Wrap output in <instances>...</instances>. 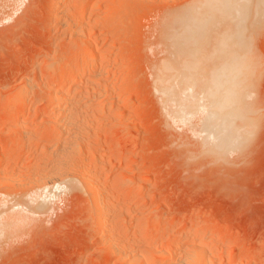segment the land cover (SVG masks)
Masks as SVG:
<instances>
[{
    "label": "rangeland",
    "instance_id": "374dc122",
    "mask_svg": "<svg viewBox=\"0 0 264 264\" xmlns=\"http://www.w3.org/2000/svg\"><path fill=\"white\" fill-rule=\"evenodd\" d=\"M201 2L86 0L66 10L60 0H0V264H264V0H239L220 19L216 41L231 42L241 62L244 102L253 112L243 146L204 149L207 137L215 140L204 100L189 90L205 109L180 115L177 106L162 108L153 89L169 53L170 21ZM87 41L108 54L95 59L99 79L54 76L64 66L73 72ZM57 85L67 99L51 109ZM22 91L30 97L16 102ZM87 151L95 182L109 196V239L124 245L126 261L98 231L94 193L81 180ZM41 194L46 208L32 206L30 197ZM12 213L23 220L5 231ZM172 245L178 251L170 260Z\"/></svg>",
    "mask_w": 264,
    "mask_h": 264
},
{
    "label": "bare ground",
    "instance_id": "6f19581e",
    "mask_svg": "<svg viewBox=\"0 0 264 264\" xmlns=\"http://www.w3.org/2000/svg\"><path fill=\"white\" fill-rule=\"evenodd\" d=\"M64 1L65 2H63V0L62 1L60 0V2H62L61 5H63V3H64V5H65L64 9L70 10L71 9V8L69 9L70 4L73 3V5H74L75 3L76 4L81 3L83 5V3H85L86 0H64ZM238 3H239V0H202V2L200 3V5L198 7L195 8L193 6V8L191 7L189 10H186L185 13L182 14L181 16H179L178 18L172 19L170 21V23L168 22L169 23V27H168L169 29L167 28V30H168L167 34H165V33L164 34H165V37L167 38V42L169 45V53H168L166 60H164L163 62H160L159 66L157 67L155 79L152 83L155 87L153 89H155L156 92H158V100L162 104L161 107L162 108H174L175 106H177L178 108H175V110L177 109L176 112H174V110L172 112L180 114V115L184 114L185 113L184 110H187V109H188L187 111H189V112L191 111L193 113H195L196 111H199V109L201 110L200 105L198 103L199 102L198 97H196L197 95L199 97H201L200 101H201V99L204 100L203 102H205V106H203V104H202V106L207 108L208 112L207 111L206 112L209 113V115L207 116L208 117L207 121H205V126H208L211 129L212 133L215 136V140L213 139L214 141H208L209 139L212 138L211 135L209 134L210 136L209 135L208 136L210 138L207 137L208 140L205 143H203V146H204V149H206V150H209L212 148V149H215L216 151H218L219 153H224L226 151L228 152L230 149L236 150L237 148H240L241 146H243V144H245V142H247V139H248V136L246 134L245 129L249 127V125L252 123V120H253V114H252L253 112L251 113L248 110V108L245 106V102H244V85L241 82V78H242L241 65H240L241 62H240L239 58H237L235 55H233L234 51L232 49L231 42H228L227 40L223 43H222V41L216 42L220 37V31H219L220 19L222 20L223 16L225 14H227L228 12H230L234 8V6H237ZM82 5H80V6H82ZM85 5H86V3H85ZM78 6H79V4H78ZM71 7H72V5H71ZM75 8L76 7H74V13L76 12ZM81 8L82 7H80V9ZM66 10H64L65 13H67ZM110 11L112 12L111 9H110ZM85 12L86 11L84 10V8H82V10L79 12V15L83 16ZM89 12H92V11H89ZM65 13H63V15ZM82 16H80V17L82 18ZM77 17H79V16H77ZM73 19L75 20V15H74ZM73 19L71 20V22L73 21ZM168 21H169V18H168ZM165 23L166 22H164V24ZM165 28H166V26H165ZM79 31H80V29H79ZM79 31L76 30L77 34L81 35V33ZM161 31H163V30H161ZM79 38H81V37H79ZM82 40H84V38ZM87 40H90V39L88 38ZM92 42L94 43V39L92 40ZM92 42L89 43V41H87V43L90 44L89 46H87L88 47L87 49H83V50L78 49L77 50V52H78L76 55L77 60H76V65L74 66V68H72L73 72L69 71L70 74H67V72H66L67 70L65 69V66H64L62 68L60 67L59 69L53 71V75L57 76V77H62L63 80H64V76L68 77L69 79H73L74 77L77 78L78 76L83 77V75L89 79V82L91 80H96V78H98V76L95 77L97 74V68L94 67L95 59L98 56H100L102 58V60L108 59V54L106 52L102 53V54L100 52H98L97 51L98 48L96 46L97 42L95 41L96 42L94 44L95 47H94ZM163 47H165V46H163ZM74 50L76 51V49H74ZM75 51H73V52L75 53ZM99 53H100V55H99ZM66 66L68 69L69 68L68 65H66ZM70 66H72V65H70ZM82 68L84 69L83 74L81 72L83 70ZM51 74H52V72H51ZM60 80H61V78H60ZM71 82H73V81H71ZM75 82H76V80H75ZM100 82H101V80H100ZM92 83H93V81H92ZM189 90H195L196 93L195 92H193V93L195 95L196 94L197 95L196 96H193V94L190 95ZM186 91L189 92V96L187 95L186 97H184L183 94H185ZM27 93L28 92H26V91L20 92L19 94H17L14 97L15 101L19 102V103L26 102L28 100V98L30 97V96H28ZM66 94L64 91V87H60V85L57 88H55L54 90L52 89L50 91V94L48 97L49 99L47 101L48 107L51 109H57L58 106L60 107L59 102L61 103L63 100L66 101L65 100V99H67ZM78 96H79V94H78ZM71 101H73V100H71ZM9 102H11V101L9 100ZM63 104H65V103H63ZM64 106H61V108L62 107L64 108ZM71 106H73V105L71 104ZM75 106H76V104H75ZM172 106H174V107H172ZM59 107H58V109H59ZM67 107H68V104L66 105V107L64 109H67ZM71 108H73V107H71ZM205 108H202V110ZM161 110H164V109H161ZM65 111L66 110H64V112ZM60 112H61V110H60ZM64 112L62 115L65 117V120H67V117H66L67 113H66V115H64ZM97 113H100V112H97ZM177 114H175V115H177ZM60 115H61V113H60ZM187 116H188V114H187ZM183 117H185V116H183ZM203 130H204V128H203ZM95 151H98V150H95ZM91 152H93V151H91ZM91 152L87 151L85 156L80 160V164H82L83 165L82 167L85 168V171L82 174L83 177L81 176L83 179H81V180H83V184H85L84 186H86L85 188H87V190H90V191H92V193H94V207H95L96 212H97L96 220H98L97 227H98L99 233L102 236L101 239H103V241H104V242L102 241L103 244L105 242H108L109 248L111 249V251H113L115 253V256L118 255V257L120 256V258H122V255L124 256V253H123L124 245L119 246L120 244L118 245L117 241L114 242L113 236H112L113 241H111V238L109 239V237L113 233L112 231L114 230V229H112V227L114 225H112L113 223L110 222L111 220H109V218H108V210H109L110 206H109L107 197H109V196H107V194L104 192L103 187L100 186L102 183H100V185H98L96 183L97 180L95 179V176H96V174H99V173L97 171L92 172L88 167L89 160L91 159V156H92ZM101 164H102V160L97 162L96 166L99 167V166H101ZM102 166H103V164H102ZM100 171H102V170H100ZM71 179H72V177H71ZM72 180H68V181L65 180L66 182H63V183H66L68 185V187L70 188V191L72 190L71 192H74V191L81 192L80 186L77 185L75 183V181L73 182ZM95 180H96V182H95ZM98 180H99V178H98ZM120 183H123V181ZM63 187H64V185H63ZM139 193H140V190H135L136 195H138ZM34 194H36V193H34ZM77 194H74V195H77ZM30 198L31 199H29V200L31 201L32 206L35 202H37V204L40 207L46 208V205H44V203H42V202L39 203V200L44 198V194L36 196V198L35 197L34 198L30 197ZM119 201H121V200H119ZM121 205L123 206V204H121ZM29 209L32 210V207ZM35 209H37V206ZM89 210H91V208ZM109 212H110V210H109ZM19 214L21 215L22 213H18V214L12 213L9 216H7L4 220V222L2 223V228L5 231L7 230V231L12 232L13 229L15 228V226L18 225L19 221L23 220V219H20L18 217ZM121 216H123V213ZM136 229L138 231H141L140 226ZM203 237L201 236V238H203ZM198 240H201L199 238V236L195 237L194 241L196 243L199 242ZM176 244H178V243H176ZM125 250H127L126 247H125ZM175 250L178 251V249L175 247V245H172L171 249L169 251H167L168 254L165 258L171 260V258L173 257L172 253H174ZM228 251H229V249H228ZM197 253H196V257H197ZM126 255H128V254H126ZM203 255H204V253L202 254V257H203ZM124 257L126 258V256H124ZM124 259H123V261H124ZM163 259H164V257H163ZM190 259H192V261L194 260L193 258H190ZM209 259L210 258H208V260H207V258H206V261H204L205 263H203V264H211L212 263L210 261L211 259L210 260ZM125 261H126V259H125ZM121 262H122V260H121ZM167 262H169V261H167ZM160 263L162 264V262H160Z\"/></svg>",
    "mask_w": 264,
    "mask_h": 264
}]
</instances>
